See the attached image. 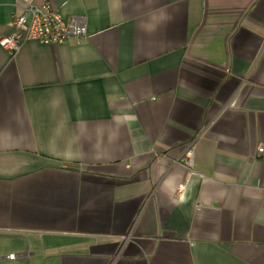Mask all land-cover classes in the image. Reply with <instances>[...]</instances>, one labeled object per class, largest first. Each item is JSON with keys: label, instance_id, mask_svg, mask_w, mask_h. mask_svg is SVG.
I'll list each match as a JSON object with an SVG mask.
<instances>
[{"label": "crops", "instance_id": "1", "mask_svg": "<svg viewBox=\"0 0 264 264\" xmlns=\"http://www.w3.org/2000/svg\"><path fill=\"white\" fill-rule=\"evenodd\" d=\"M48 2L87 34L0 46V264H264V0Z\"/></svg>", "mask_w": 264, "mask_h": 264}, {"label": "built area", "instance_id": "2", "mask_svg": "<svg viewBox=\"0 0 264 264\" xmlns=\"http://www.w3.org/2000/svg\"><path fill=\"white\" fill-rule=\"evenodd\" d=\"M13 1L14 15L10 24L11 31L0 37V46L12 55L17 54L27 41L48 45L62 44L71 38L86 37L84 18L66 20L52 8L48 0H44L42 5H37L35 0ZM257 152L264 156V146H260ZM193 154L194 149L191 144L179 160L191 174ZM6 258L14 259L15 256L10 255Z\"/></svg>", "mask_w": 264, "mask_h": 264}]
</instances>
